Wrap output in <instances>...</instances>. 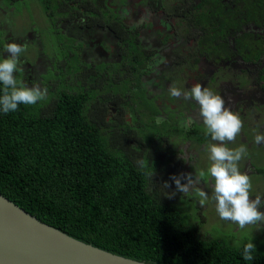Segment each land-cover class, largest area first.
Segmentation results:
<instances>
[{
  "label": "flooded vegetation",
  "instance_id": "1",
  "mask_svg": "<svg viewBox=\"0 0 264 264\" xmlns=\"http://www.w3.org/2000/svg\"><path fill=\"white\" fill-rule=\"evenodd\" d=\"M37 5L43 18L32 10ZM244 6L243 0H0V31L4 45L26 44L20 67L27 84L40 83L48 96L62 78L88 90L92 120L109 132L113 148L153 168L146 189L166 200L163 182L172 191L173 174L206 171L212 142L198 103L171 97L170 86L187 91L200 83L222 95L243 121L228 146L247 149L239 167L250 176L254 198L264 196V142L255 143L264 135V18L250 17ZM68 65L77 80L51 77L60 70L69 75ZM205 183L204 208L193 195L171 200H180L202 230L242 237L237 225L219 218Z\"/></svg>",
  "mask_w": 264,
  "mask_h": 264
},
{
  "label": "trees",
  "instance_id": "2",
  "mask_svg": "<svg viewBox=\"0 0 264 264\" xmlns=\"http://www.w3.org/2000/svg\"><path fill=\"white\" fill-rule=\"evenodd\" d=\"M243 1L250 17L264 18V0ZM3 34L0 59L6 58ZM22 69L16 76L24 82ZM67 70L69 75L60 70L51 77L76 79L69 65ZM67 81L62 78L36 105L0 111L2 194L74 238L136 260L264 264V239L204 231L193 224L180 200L147 191L153 168L139 169L122 147L113 148L109 132L88 113V90L73 89ZM2 89L0 83V93ZM250 240L257 252L253 261H246L242 249Z\"/></svg>",
  "mask_w": 264,
  "mask_h": 264
},
{
  "label": "clouds",
  "instance_id": "3",
  "mask_svg": "<svg viewBox=\"0 0 264 264\" xmlns=\"http://www.w3.org/2000/svg\"><path fill=\"white\" fill-rule=\"evenodd\" d=\"M26 44L16 40L5 45L6 58L0 59V83L3 84L0 93V111L7 114L18 110V106L36 105L48 98V89L40 83L26 84L17 79L16 73L21 64V54L26 51ZM171 97H183L186 100H195L199 105V115L205 126V135L211 137L207 145L210 165L207 170L195 169L193 172L173 174L170 180L174 182L175 189L168 181L162 186L167 190L169 199L175 198L177 193L185 196L193 195L198 199L199 206L204 208L209 201V193L204 185L211 189V198L215 202V210L223 221H230L240 230L249 225L256 226V230L264 229V196L251 193L252 183L250 176L242 172L239 162L247 154V149L241 145L230 148L229 142H234L243 127L240 115L225 107L222 95L200 83H196L189 90L183 91L175 85L170 86ZM264 142V135H256L255 143ZM184 159V158H183ZM140 169L147 167L146 161L137 160ZM194 167V166H192ZM257 246L250 240L243 245L242 256L246 261H253Z\"/></svg>",
  "mask_w": 264,
  "mask_h": 264
},
{
  "label": "water",
  "instance_id": "4",
  "mask_svg": "<svg viewBox=\"0 0 264 264\" xmlns=\"http://www.w3.org/2000/svg\"><path fill=\"white\" fill-rule=\"evenodd\" d=\"M0 264H153L104 250L42 221L0 192Z\"/></svg>",
  "mask_w": 264,
  "mask_h": 264
},
{
  "label": "rangeland",
  "instance_id": "5",
  "mask_svg": "<svg viewBox=\"0 0 264 264\" xmlns=\"http://www.w3.org/2000/svg\"><path fill=\"white\" fill-rule=\"evenodd\" d=\"M40 7L37 5V6H35L32 10L33 11H38L39 12V15L37 16V17H40V18H43L44 17V14H43V12H41L40 10ZM1 18V17H0ZM45 21H47V19H44ZM40 21H43V20H40ZM28 23L29 24H31V21L29 20L28 21ZM34 49L32 48V47H30V51H33ZM207 230H210V228H206ZM214 230H217L218 228H213ZM212 228H211V230H213ZM219 230V229H218ZM255 230H256V228H255ZM252 230L250 227H246L245 229H243L241 232H242V236L243 235H245V234H250V235H252V234H254L255 232L257 233V237H262L263 239H264V231L263 230Z\"/></svg>",
  "mask_w": 264,
  "mask_h": 264
}]
</instances>
